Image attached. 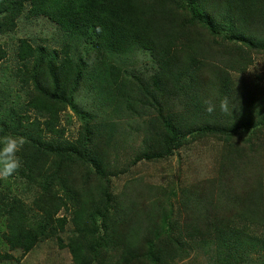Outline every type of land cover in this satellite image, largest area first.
Returning <instances> with one entry per match:
<instances>
[{
    "label": "rangeland",
    "instance_id": "obj_1",
    "mask_svg": "<svg viewBox=\"0 0 264 264\" xmlns=\"http://www.w3.org/2000/svg\"><path fill=\"white\" fill-rule=\"evenodd\" d=\"M28 7L29 2H23L13 29L0 31V45L7 48L5 59L0 60V97L3 106L13 107L22 118L11 136L26 141L16 153L21 167L11 176H0V254L4 255L0 264H74L69 249L70 241L78 240L73 216L77 212L80 214L77 220L86 219L93 204L97 205L99 189L109 191L130 212L127 217L114 216L106 229L100 217H94L91 240L99 244L105 238L106 243L99 244L95 254H87L89 264H155L152 257L146 261L143 258L156 249L185 250L179 260L171 254L164 256L162 262L170 264H264V246L260 244L264 228L255 219L264 222V122L242 125L249 114L257 116L264 112V51H256L249 43L231 37L227 27L207 35L227 45L228 52L244 55L250 61L243 70H228L230 96L226 95L219 104L228 105L230 99L235 105L219 110L218 115L230 130L229 137L223 140L218 135H193L165 157L147 160L140 155L149 147L147 130L152 127L148 122L181 109L176 98L159 95L153 100L155 88L151 77L157 63L150 49L141 46L111 59L119 66L118 81L124 91L117 111L113 100L95 96V89L80 82L69 100L74 108L65 103L57 111L58 132H46L42 126L44 118L26 106L28 88L14 75L17 63L12 47L18 38H26L34 45L59 50L62 37L47 17L29 15ZM258 29L255 33L259 31V35L263 28L259 25ZM76 53L75 62L83 61L87 67L98 61L90 43L81 45ZM209 56L219 64L229 61L223 48ZM203 76L208 78L210 74ZM142 90L152 104L143 108L145 114L140 112L136 101ZM249 102L260 109L256 113L245 109L246 115L240 116L238 109ZM131 103H136L137 112ZM33 120L39 123L37 131L25 129ZM101 122L112 124L109 137L106 132L93 131ZM27 134L54 144L61 141L77 146V141L83 140L81 152L89 147L90 152L102 158L101 179L88 161L57 163L52 156L42 155L29 161L32 170L26 167L22 161L31 148ZM3 146L0 143V149ZM78 206L81 210L76 211ZM250 213L253 216H248L247 222L239 220L240 215ZM195 217L203 224L211 222L207 231L189 228L188 222ZM217 224L239 231L251 243L234 247L235 252H226L227 247H221ZM40 229L43 234L37 236L27 251L9 247L5 239L14 231L29 233ZM137 230V251L130 249L137 255L135 258L125 252L123 241L125 232Z\"/></svg>",
    "mask_w": 264,
    "mask_h": 264
},
{
    "label": "trees",
    "instance_id": "obj_2",
    "mask_svg": "<svg viewBox=\"0 0 264 264\" xmlns=\"http://www.w3.org/2000/svg\"><path fill=\"white\" fill-rule=\"evenodd\" d=\"M23 2H29V15L47 17L58 27L62 37L59 40V50L42 44L34 45L26 38H18L12 47L13 59L17 63L14 75L19 76L28 88L26 106L36 110V114L44 118L42 126L46 132H58L55 126L57 111L63 109L65 103L74 108L69 100L80 82L95 89V96L102 95L113 100L114 110L117 111L124 91L118 81L119 66L111 59L145 46L150 49L157 63V69L151 77L155 88L152 92L153 100L156 101L159 95L176 98L181 102V109L169 112L164 118H154L148 122L153 130H147L150 134L149 147L140 158L149 160L165 157L193 135H218L223 140L229 137L230 130L225 128L218 115L219 110L223 109L219 103L226 95L230 96L228 70H243L250 61L244 55L235 56L228 52L227 45L220 44L207 35L218 33L227 27L231 37L249 43L256 51H264V0H0L1 32L13 29L14 20L21 13ZM199 19L203 22H198ZM259 25L263 30L258 35L259 31L255 33V30ZM87 43L97 52L98 61L91 67H87L83 61L75 62L73 57L77 48ZM220 48L229 56V61L219 64L211 61L208 55ZM6 49L0 45V60L5 59ZM204 73L210 74L211 78H205ZM3 101L0 97V137L13 135L22 119L16 115L13 107L3 106ZM136 101L142 114H145L143 108L152 105L145 90L139 92ZM228 103L225 105L229 108L235 105L230 99ZM131 104V108L137 112L139 108L135 106L136 103ZM251 104L249 102L245 107H240L241 110L238 109L240 116H245L246 110L253 112L259 108L257 105L255 109ZM263 113L257 116L249 114L242 125L253 126L264 122ZM111 125L101 122L93 131L95 134L106 132V137H109L112 133L109 127ZM38 126L39 123L33 120L24 128L37 131ZM26 136L31 146L26 159L22 161L26 167L30 168L29 161L42 155L52 156L57 163L69 161L76 164L88 161L98 179H101L102 158L97 153L90 152L89 147L86 152H81L83 140L77 141L79 145L75 146L61 141L56 144L50 140L41 142L38 135ZM88 140L91 141L90 138ZM99 194L97 205L93 204L86 219L77 220L80 218L77 212L73 216L76 237L79 240H71L69 245L74 264H89L90 257L87 254H95L99 244L102 246L106 243L105 238L99 244H94L91 240L94 228L91 221L96 215L100 217L101 225L105 229L109 228L110 222L113 223L114 216H129L130 210L109 191L99 189ZM79 210L80 206L76 211ZM246 214L240 215L239 220L247 222L253 216L251 213ZM255 219L264 228V222L256 217ZM188 223L189 228L194 231H207L211 222L203 224L199 217H195ZM217 228L223 244L221 247H227L226 252H235L234 247L251 243L239 231L218 224ZM43 232V229L29 233L18 230L5 239L9 247H20L27 251ZM138 234L139 230L124 233V249L128 255L130 252V257L137 256L130 249L137 251ZM260 241L261 246H264V240ZM183 252L184 249H156L147 252L150 256L145 255L143 259L146 261L152 257L155 264H170L162 262L164 256L171 254L173 259L179 260ZM2 257L4 255L0 254V259Z\"/></svg>",
    "mask_w": 264,
    "mask_h": 264
},
{
    "label": "clouds",
    "instance_id": "obj_3",
    "mask_svg": "<svg viewBox=\"0 0 264 264\" xmlns=\"http://www.w3.org/2000/svg\"><path fill=\"white\" fill-rule=\"evenodd\" d=\"M222 108H226V105L222 104ZM209 111H211V107ZM25 142L23 137L11 135L0 138V143L4 145L0 149V176L4 178L11 176L21 167L20 159L16 153L23 148Z\"/></svg>",
    "mask_w": 264,
    "mask_h": 264
}]
</instances>
